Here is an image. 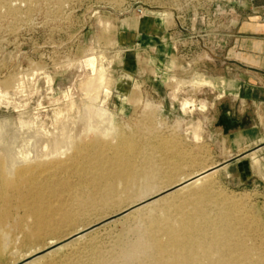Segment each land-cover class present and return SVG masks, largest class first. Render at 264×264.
I'll return each instance as SVG.
<instances>
[{"label":"rangeland","instance_id":"rangeland-1","mask_svg":"<svg viewBox=\"0 0 264 264\" xmlns=\"http://www.w3.org/2000/svg\"><path fill=\"white\" fill-rule=\"evenodd\" d=\"M262 5L264 0H0L1 118L33 124L49 120L70 100L78 103V83L92 75L89 59L103 53L111 82L98 105L121 133L136 139L140 156L151 151L156 163L164 162L155 177L118 185L120 202L102 203L98 194L82 207L73 195L62 196L65 207L75 209L73 220L42 235L19 204L21 187L0 223V240L7 243L0 264L62 258L66 250L57 246L69 239L82 246V261L91 247H114L117 264L132 262L146 218L162 212L160 197L202 167L211 168L212 193L244 211L248 226L240 235L264 247V132L230 157L217 124L232 103L226 87L241 73L247 15L264 11ZM169 167L175 168L172 176L165 175ZM142 205L149 207L133 210ZM126 243L133 254L121 251Z\"/></svg>","mask_w":264,"mask_h":264},{"label":"bare ground","instance_id":"bare-ground-1","mask_svg":"<svg viewBox=\"0 0 264 264\" xmlns=\"http://www.w3.org/2000/svg\"><path fill=\"white\" fill-rule=\"evenodd\" d=\"M103 58V53H96L89 59L92 75L78 83L79 102L70 100L67 108L54 111L49 120L22 124L0 117V223L7 217L12 195L21 187L19 204L37 235H42L73 220L75 209L65 207L62 196L73 195L82 207L90 206L98 194L102 203L109 204V198L120 202L123 193H116V188L122 182L132 186L162 172L164 162L156 163L151 151L140 156L136 139L121 133L111 114L98 105L111 82ZM26 115L19 112L17 117L24 120ZM253 162L260 171L255 157ZM209 169L185 175L186 183L160 197L162 212L146 218L143 241L136 246L140 252L127 264H264V247L259 246L263 242L249 243L244 233L240 235L248 226L244 211L239 214L235 202L212 193ZM173 172L175 168L169 167L165 175ZM64 173L77 179H62ZM80 236L74 234L73 239ZM71 241L57 246L66 250L62 258L38 256L21 264H117L114 247L105 251L91 247L87 261H82V246ZM6 244L0 240V249ZM121 251L133 254L127 243Z\"/></svg>","mask_w":264,"mask_h":264},{"label":"crops","instance_id":"crops-1","mask_svg":"<svg viewBox=\"0 0 264 264\" xmlns=\"http://www.w3.org/2000/svg\"><path fill=\"white\" fill-rule=\"evenodd\" d=\"M262 8L264 10V5ZM263 13L260 7L257 15H247V31L239 47L241 73L239 78L229 83L231 87H226L232 103L217 119L223 132L221 138L230 144V157L247 151L246 147L258 139L259 133L264 132ZM196 77L201 78H193Z\"/></svg>","mask_w":264,"mask_h":264},{"label":"water","instance_id":"water-1","mask_svg":"<svg viewBox=\"0 0 264 264\" xmlns=\"http://www.w3.org/2000/svg\"><path fill=\"white\" fill-rule=\"evenodd\" d=\"M218 166H219V165H215V167H214V168H216V169H217V168H218Z\"/></svg>","mask_w":264,"mask_h":264}]
</instances>
